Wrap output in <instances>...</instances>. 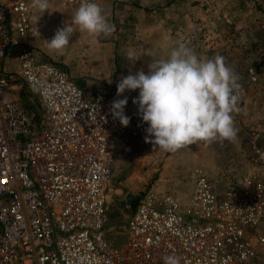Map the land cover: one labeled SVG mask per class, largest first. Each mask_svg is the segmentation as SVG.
I'll return each instance as SVG.
<instances>
[{"label": "built area", "instance_id": "1", "mask_svg": "<svg viewBox=\"0 0 264 264\" xmlns=\"http://www.w3.org/2000/svg\"><path fill=\"white\" fill-rule=\"evenodd\" d=\"M80 3L49 0L40 12L31 0H0V264H164L166 256L179 264H264V150L255 131L245 174L226 181L194 167L183 205L168 191H127L126 207L135 205L126 239L117 247L104 240L118 138L126 132L150 152H170L145 142L137 96L127 97L123 126L110 112L119 99L111 86L78 85L27 41L42 24L45 35L72 26V42Z\"/></svg>", "mask_w": 264, "mask_h": 264}, {"label": "rangeland", "instance_id": "2", "mask_svg": "<svg viewBox=\"0 0 264 264\" xmlns=\"http://www.w3.org/2000/svg\"><path fill=\"white\" fill-rule=\"evenodd\" d=\"M101 3L103 14L114 26L110 35L97 37L80 31L65 49L55 51L47 47L46 41L54 34L45 35L40 24L33 28L27 41L61 64L78 85L106 84L117 96L116 85L122 77L139 70L147 73L148 64L157 59L154 39L161 34L162 25L155 1L130 6L128 11L121 7H115L116 11L109 8L108 0ZM188 4L196 5L200 11L208 8L211 12H222L217 13L219 19L215 14L211 17L217 22L211 25L216 29L197 30L186 45L200 59H210L209 52H214V57L223 56L226 66L238 75L241 94L239 91L238 111L232 113L238 132L233 141H198L163 156L146 150L123 132L115 147L105 190L102 232L112 247L122 245L126 239V221L135 205L126 207L123 196L127 191L137 194L149 188L168 191L183 205L192 187V168L201 167L210 177L221 175L228 181L247 172L250 132H258L255 143L264 150V109H260L264 106V0H189ZM201 18L205 22L207 15ZM214 42L212 48L207 45ZM128 51L135 52L139 59H129ZM138 93V89L126 90L117 97L138 96ZM127 144L131 145L129 151L125 149Z\"/></svg>", "mask_w": 264, "mask_h": 264}, {"label": "clouds", "instance_id": "3", "mask_svg": "<svg viewBox=\"0 0 264 264\" xmlns=\"http://www.w3.org/2000/svg\"><path fill=\"white\" fill-rule=\"evenodd\" d=\"M40 12L49 8V0H31ZM81 31L94 36H107L114 31L99 4L81 0L72 17ZM74 29L64 25L47 41L50 50L62 51L69 44ZM129 59L138 60L128 51ZM143 70L122 77L117 85V96L126 90H139L133 103L147 123L145 142L165 152H176L198 141H233L238 129L233 112L238 111L241 85L238 75L226 66L224 57L217 55L200 59L195 51L181 42L163 59H155ZM128 98L111 102L110 112L127 126L130 117L124 114ZM164 264H179L175 256H166Z\"/></svg>", "mask_w": 264, "mask_h": 264}, {"label": "crops", "instance_id": "4", "mask_svg": "<svg viewBox=\"0 0 264 264\" xmlns=\"http://www.w3.org/2000/svg\"><path fill=\"white\" fill-rule=\"evenodd\" d=\"M109 8L121 7L123 10L128 11L130 6L133 5H146L149 1H155L158 3L159 9V20L161 21L162 32L159 37H155V50L156 58L163 59L167 57L172 48L177 46L179 43L183 42L187 44L189 39H193L196 35V31L209 27L211 29H216V26H211L217 22L211 20V17L220 18L217 13L222 12H211L208 8L205 11H200L196 5L188 4L189 0H108ZM103 2V1H102ZM121 2V3H119ZM131 4V5H130ZM100 7H102L101 0L99 1ZM120 10V9H119ZM116 11V10H115ZM215 11V10H213ZM104 13H107L105 10ZM132 13V11L130 12ZM207 15V20L204 18L200 21L201 16ZM210 18V19H208ZM148 28V30H150ZM151 31V30H150ZM208 43L207 45L215 44ZM153 45V44H152ZM211 45L210 48H212ZM210 58H214V52H209ZM241 94V91H240ZM244 96V95H243ZM242 96V97H243ZM264 109V106L260 109ZM258 109V105L256 106ZM192 189V187H191ZM191 191V190H190ZM190 194V192H189ZM174 195V194H173ZM175 196V195H174Z\"/></svg>", "mask_w": 264, "mask_h": 264}]
</instances>
